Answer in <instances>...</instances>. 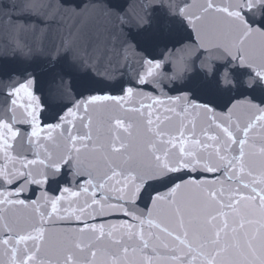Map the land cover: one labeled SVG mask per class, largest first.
<instances>
[{
  "label": "snow or ice",
  "instance_id": "6c2138e0",
  "mask_svg": "<svg viewBox=\"0 0 264 264\" xmlns=\"http://www.w3.org/2000/svg\"><path fill=\"white\" fill-rule=\"evenodd\" d=\"M54 7L0 2V14L27 10L9 16L23 20V46L29 21ZM116 7L100 5L121 19ZM173 11L208 69L177 95L150 52L134 83L108 84L97 69L75 95L66 86L42 99L34 76L4 93L0 264H264V0ZM93 39L70 32L66 43ZM108 39L128 44L122 29Z\"/></svg>",
  "mask_w": 264,
  "mask_h": 264
},
{
  "label": "water",
  "instance_id": "95a60500",
  "mask_svg": "<svg viewBox=\"0 0 264 264\" xmlns=\"http://www.w3.org/2000/svg\"><path fill=\"white\" fill-rule=\"evenodd\" d=\"M10 6L32 4L37 0H0ZM45 4L62 5L56 7L39 19L29 21V29L18 46L16 36L23 24L21 19H9V16H27V10L17 9L0 14V119H10V105L6 103V93L10 87L22 82L26 77H36V95L43 99L46 95H56L64 87L75 95L86 75L96 76L107 72L106 83L117 85L119 81L135 82L140 60L150 52L156 59L166 64L173 51L183 39L189 28L181 26L174 19L173 8L183 6L185 0H43ZM191 2V0H187ZM117 5L114 11L121 19L106 17L100 5ZM79 6V7H78ZM86 6L88 11L77 16ZM125 21L122 23L121 21ZM123 30L128 44L120 48L115 40H109V34H119ZM147 29V31H145ZM87 32L102 37L100 43L93 39L90 43L75 46L66 43L69 33ZM135 36L136 39H132ZM145 37H153L149 45L144 44ZM141 43L138 45L137 41ZM131 45V48H129ZM147 47V51H145ZM85 48L87 52H85ZM86 56L92 57L90 63H82ZM76 85V87H72ZM87 94V93H85ZM64 103H68L65 98ZM19 114V110H18ZM17 151H28V145L18 141Z\"/></svg>",
  "mask_w": 264,
  "mask_h": 264
}]
</instances>
